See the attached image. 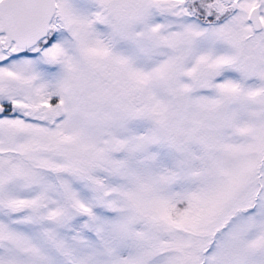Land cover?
Here are the masks:
<instances>
[{"label": "snow or ice", "instance_id": "obj_1", "mask_svg": "<svg viewBox=\"0 0 264 264\" xmlns=\"http://www.w3.org/2000/svg\"><path fill=\"white\" fill-rule=\"evenodd\" d=\"M0 264H264V0H0Z\"/></svg>", "mask_w": 264, "mask_h": 264}]
</instances>
